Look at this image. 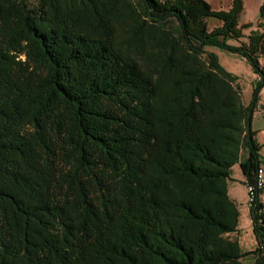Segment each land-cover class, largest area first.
Listing matches in <instances>:
<instances>
[{"label": "trees", "instance_id": "trees-1", "mask_svg": "<svg viewBox=\"0 0 264 264\" xmlns=\"http://www.w3.org/2000/svg\"><path fill=\"white\" fill-rule=\"evenodd\" d=\"M243 0H0V264L264 262L229 235L264 161L252 126L264 89L260 33L242 40ZM220 24L209 29L207 20ZM243 58L238 77L210 51Z\"/></svg>", "mask_w": 264, "mask_h": 264}, {"label": "rangeland", "instance_id": "rangeland-1", "mask_svg": "<svg viewBox=\"0 0 264 264\" xmlns=\"http://www.w3.org/2000/svg\"><path fill=\"white\" fill-rule=\"evenodd\" d=\"M33 0H28L32 2ZM212 9L214 10H227L231 5V0H207ZM263 0H243V12L239 18L240 24L251 23V26H247L242 30L243 38L246 40L247 36L251 34H257L261 32V29L258 28V9ZM209 29L220 24V21L215 18H209L207 20ZM210 51H213L219 60V63L229 72L235 74L238 77V84L241 89L242 101L246 104L249 101L252 82L255 78L250 66L247 62L239 57L238 55L229 53L227 51L210 47ZM260 62L264 64V59L261 58ZM260 104L264 105V89L261 92ZM252 128L257 131L256 139L257 142L261 145V156L264 157V110L262 107H259L258 110L254 113V117L251 123ZM240 170L243 172L242 166L239 164ZM237 185L238 201L241 203L239 205L240 216L238 221V229H240V234L229 235L231 239H236L239 242V245L242 250L248 251L254 247L255 240L253 232L251 230L250 220L246 208V191L243 186L240 184ZM241 264H253L252 256H246L240 259Z\"/></svg>", "mask_w": 264, "mask_h": 264}, {"label": "built area", "instance_id": "built-area-1", "mask_svg": "<svg viewBox=\"0 0 264 264\" xmlns=\"http://www.w3.org/2000/svg\"><path fill=\"white\" fill-rule=\"evenodd\" d=\"M246 205L248 206L258 195L260 204V214L264 218V161L260 162L256 167L252 182L245 184ZM264 264V262H263Z\"/></svg>", "mask_w": 264, "mask_h": 264}, {"label": "crops", "instance_id": "crops-1", "mask_svg": "<svg viewBox=\"0 0 264 264\" xmlns=\"http://www.w3.org/2000/svg\"><path fill=\"white\" fill-rule=\"evenodd\" d=\"M262 91H263V89L261 90V92ZM260 152H261V150H260ZM231 178H232V180L228 181V184H227V193H228V196L237 204L238 210H239V205L241 203L238 201L237 193L239 191L237 189V185H235V184L242 185L244 190H245V176H244V173L240 170L239 163H236L232 166ZM246 208H247L246 210L248 213L247 205H246ZM239 216H240V210H239ZM248 216H249V213H248ZM249 220H250V218H249ZM250 225H251V220H250ZM251 230H252V227H251ZM236 233L240 234V229H238L237 232H233L231 235L236 234Z\"/></svg>", "mask_w": 264, "mask_h": 264}]
</instances>
